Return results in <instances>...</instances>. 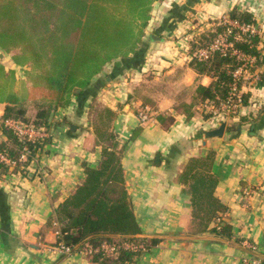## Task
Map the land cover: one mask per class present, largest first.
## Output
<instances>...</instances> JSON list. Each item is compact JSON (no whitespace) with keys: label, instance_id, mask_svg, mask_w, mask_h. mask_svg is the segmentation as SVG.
I'll use <instances>...</instances> for the list:
<instances>
[{"label":"crops","instance_id":"obj_1","mask_svg":"<svg viewBox=\"0 0 264 264\" xmlns=\"http://www.w3.org/2000/svg\"><path fill=\"white\" fill-rule=\"evenodd\" d=\"M234 8L251 14L264 29V0L156 1L138 49L108 63L84 93L72 96L70 109L53 113L49 142L35 151L26 172H0V264H94L80 248L70 255L56 251V231L46 226L58 203L82 180V163L95 165L99 159L87 123L94 96L116 112L113 127L125 142L124 185L140 236L158 239L133 264H242L244 258L264 259V46L263 88L249 92V103L239 111L222 121L206 120L201 103L191 118L173 111L175 104L194 99L197 85L213 80L188 65L190 40ZM0 53V62L20 77L8 54ZM3 107L0 103V121ZM141 108L171 112L174 121L168 128L153 117L141 122L136 113ZM221 122V137H205V131ZM209 149L215 151L214 194L226 206L222 221L231 226L230 238L191 232L189 195L177 180L189 157ZM243 188L252 192L246 205ZM246 242L255 249H247Z\"/></svg>","mask_w":264,"mask_h":264},{"label":"trees","instance_id":"obj_2","mask_svg":"<svg viewBox=\"0 0 264 264\" xmlns=\"http://www.w3.org/2000/svg\"><path fill=\"white\" fill-rule=\"evenodd\" d=\"M158 0H0V50L22 72L19 77L14 68L0 62V103L3 113L0 130V152L15 161L10 167L0 161V172H26L38 148L49 137L37 140L19 138L4 120H16L49 131L50 118L58 109H70L72 96H79L91 85L111 61L128 58L141 43L144 30L151 19L153 4ZM229 16L240 23H253L255 19L246 11L232 9ZM221 30L217 21L211 29L190 40L189 53L207 45ZM256 43V38L251 39ZM250 41L238 46L245 52L260 51L249 48ZM18 49V52H13ZM260 64V61H257ZM29 66L31 72L25 70ZM188 65L197 74L210 75L207 86L197 85L190 103L179 102L173 111L191 118L198 103L217 104L227 92L231 73L238 65L233 56L214 54L199 61L190 58ZM33 88L41 89V100L28 101L17 90L27 78ZM95 109L92 130L94 145L99 148L95 165L82 163L83 178L73 191L55 207L46 226L56 231L54 243L79 249L84 245L122 244L139 242L148 250L157 238L140 236L129 195L124 185L121 163L125 142L113 127L116 112L96 100L89 102V114ZM143 110V108H141ZM163 128L174 121L171 112L145 110ZM237 112V111H236ZM234 112V113H236ZM137 113V111H136ZM233 113V114H234ZM207 119L209 116L203 114ZM137 127L130 138H134ZM28 149L20 160L23 148ZM215 151L191 156L181 166L177 180L189 195L191 206V232L207 231L221 238L231 237V226L223 221L215 224L226 211V206L215 196L218 178L212 171ZM142 254L140 249L118 248L108 256L91 255L94 264H133Z\"/></svg>","mask_w":264,"mask_h":264},{"label":"built area","instance_id":"obj_3","mask_svg":"<svg viewBox=\"0 0 264 264\" xmlns=\"http://www.w3.org/2000/svg\"><path fill=\"white\" fill-rule=\"evenodd\" d=\"M217 24L221 25V30L217 32L216 36L207 45L199 46L193 53H189V59L195 58L199 61H204L211 58L214 54L221 56H233L238 61V65L231 73V81L225 97L217 104L204 101L199 105V110L202 114H207L209 117L206 120L213 121L214 119L222 121L229 114L239 111L247 103H249V92L256 88H263L262 68L257 61L260 57L255 52H245L238 44L241 42L250 41L256 38V43L248 45L249 48L255 50H262L264 46V29L259 25L258 21L253 23L243 24L232 19L229 14H222L217 19ZM139 121L144 122L149 119L145 109L137 111ZM3 124L13 130V132L21 139L37 140L48 137V131L44 129L35 128L30 123L22 121H14L11 119L4 120ZM28 149L23 148V153L20 160H24L28 154ZM0 161L12 167L15 161L8 158L5 154L0 152ZM242 200L246 205L252 196L250 189L243 188ZM223 214L216 219L215 224L223 220ZM246 248L254 250L255 245L248 242L244 243ZM118 248H125L130 250L140 249L142 253L147 249L142 243L127 241L122 244L104 242L99 246L92 247L84 245L80 251L87 255L98 254L100 256H108ZM54 249L61 254L70 255L76 248L65 246L61 243L55 244ZM242 264H264L263 260L244 258Z\"/></svg>","mask_w":264,"mask_h":264},{"label":"rangeland","instance_id":"obj_4","mask_svg":"<svg viewBox=\"0 0 264 264\" xmlns=\"http://www.w3.org/2000/svg\"><path fill=\"white\" fill-rule=\"evenodd\" d=\"M217 21V20H216ZM13 52H18V49H13ZM25 70H28V72H31V68L29 66L26 65ZM23 72V71H22ZM22 72L20 71V74L22 75ZM24 87H22L20 84L16 85L17 90L21 92V94L25 95L28 97V101H34V100H41V89L39 88H33L32 87V82L30 81V79L27 78L24 80V83H22ZM89 110L87 111V123L88 125L91 127L92 123L94 121V115H95V109H92V111H90V114L88 113ZM92 129V127H91Z\"/></svg>","mask_w":264,"mask_h":264},{"label":"water","instance_id":"obj_5","mask_svg":"<svg viewBox=\"0 0 264 264\" xmlns=\"http://www.w3.org/2000/svg\"><path fill=\"white\" fill-rule=\"evenodd\" d=\"M224 128H225V122H221V124L218 127L205 131L204 135L205 137H221L223 135ZM155 159L158 160L159 156L156 155Z\"/></svg>","mask_w":264,"mask_h":264}]
</instances>
